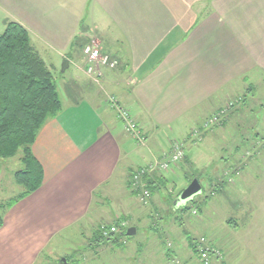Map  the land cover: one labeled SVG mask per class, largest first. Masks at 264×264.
Returning <instances> with one entry per match:
<instances>
[{"label": "crops", "instance_id": "obj_1", "mask_svg": "<svg viewBox=\"0 0 264 264\" xmlns=\"http://www.w3.org/2000/svg\"><path fill=\"white\" fill-rule=\"evenodd\" d=\"M88 1L97 10L90 13L92 25L81 28V12L65 11L58 0H0L3 27L13 21L25 28L50 73L60 76L73 67L77 74L65 99L59 98L60 111L45 121L31 147L43 170L40 188L3 215L0 264H46L55 256L52 242L85 225L99 195L119 189L137 198L128 185L135 154L130 144L147 159L135 169L162 159L174 142L187 140L207 110L211 116L240 91L248 95L252 89L253 96L254 86L245 84L253 83L256 71L264 74V0ZM15 4L25 6L23 21L2 17ZM92 41L118 61L115 71L103 72L99 86L75 67L82 61L79 50ZM75 42L81 49H73ZM47 50L68 61L64 72L53 61L46 64ZM108 97L127 111L141 144L124 131ZM165 142L169 147L162 151ZM181 168L148 182L161 187ZM165 253L168 259L178 254Z\"/></svg>", "mask_w": 264, "mask_h": 264}, {"label": "rangeland", "instance_id": "obj_2", "mask_svg": "<svg viewBox=\"0 0 264 264\" xmlns=\"http://www.w3.org/2000/svg\"><path fill=\"white\" fill-rule=\"evenodd\" d=\"M58 2L65 11L81 12V28L92 25L90 13L97 8L88 0ZM8 7L2 12L4 19L13 16L23 21V4ZM3 24L0 22V35ZM76 43L73 49H81ZM43 60L46 64L53 61L61 72L62 62L53 50H47V59ZM73 70L70 67L60 76L51 72L62 101ZM252 80L253 83L245 86H254L253 96L252 89L248 95L240 91L235 95L239 97L227 101L214 113L220 116L217 123L204 126L202 117H210L208 110L196 119L200 124L191 126L193 130L187 140L179 142L186 156L178 164L183 168L174 176L171 172V179L167 173V184L153 190L147 205L139 202L138 196V199L130 197L126 190L117 189L110 197L99 195L85 225L63 233L52 242L49 251H55V256L46 264H63V259L64 264H264V74L256 71ZM237 89L243 90V86L238 84ZM168 147L169 143L165 142L162 151ZM130 148L135 154L129 167L134 170L147 159L141 148L137 150L132 144ZM19 158L20 154L12 159H0V199H3L0 204L14 200L22 192L13 176L21 169ZM193 180L200 186L199 195L187 203V210L185 205L174 207L176 196ZM117 217L125 219L126 228L121 231L133 227L135 235L115 234L101 240L97 227H106L108 231L120 223ZM154 223L157 228H153ZM185 237L198 240L201 247L207 246L209 260H198L186 247ZM172 249L178 253L177 257L168 259L165 251Z\"/></svg>", "mask_w": 264, "mask_h": 264}, {"label": "trees", "instance_id": "obj_3", "mask_svg": "<svg viewBox=\"0 0 264 264\" xmlns=\"http://www.w3.org/2000/svg\"><path fill=\"white\" fill-rule=\"evenodd\" d=\"M60 109L52 74L33 51L27 30L16 22H7L0 35V159H12L20 154L21 169L14 174V180L22 192L14 200L0 204V228L6 211L40 188L43 170L31 147L41 126ZM160 184L164 186L167 181ZM155 188L160 186L148 182L151 196ZM184 209H188L187 204ZM97 234L102 240L99 229ZM107 241L115 243L116 239ZM197 242L191 239L189 244L200 260L201 243Z\"/></svg>", "mask_w": 264, "mask_h": 264}, {"label": "built area", "instance_id": "obj_4", "mask_svg": "<svg viewBox=\"0 0 264 264\" xmlns=\"http://www.w3.org/2000/svg\"><path fill=\"white\" fill-rule=\"evenodd\" d=\"M82 66L80 64L75 67L83 71L84 75L90 79L97 86L100 85V81L103 77V72L108 70L110 72L115 71L118 66V61L111 58L106 53L102 52L100 46L95 42H89L82 47ZM109 106L116 112L117 118L122 122L124 131L131 136L137 143H142L143 138L140 135L137 126L124 108L119 106L117 100L113 97H108ZM220 116L211 115L204 121V126L209 127L217 123ZM209 125V126H208ZM196 133V130L193 131ZM184 147L179 142H174L171 147V151L162 156V159L155 161L143 168H138L130 172L128 185L132 192H135L144 206L149 203L151 193L148 189V180H150L155 174H162L178 168L184 158ZM126 228V224L120 221L117 225H112L107 231L106 227H100L99 231L103 238H108L110 235L118 234L121 229ZM205 245L199 246L200 260L206 262L209 260L210 255Z\"/></svg>", "mask_w": 264, "mask_h": 264}, {"label": "water", "instance_id": "obj_5", "mask_svg": "<svg viewBox=\"0 0 264 264\" xmlns=\"http://www.w3.org/2000/svg\"><path fill=\"white\" fill-rule=\"evenodd\" d=\"M69 66V63L66 59H63L61 64V72H64ZM200 193V186L197 181L193 180L174 200L175 207H180L186 205L191 199ZM136 233L135 228H127L121 236L131 237ZM62 263H65V260H62Z\"/></svg>", "mask_w": 264, "mask_h": 264}]
</instances>
